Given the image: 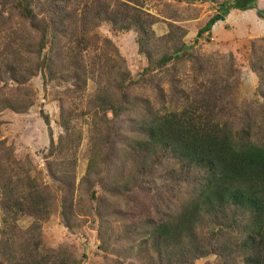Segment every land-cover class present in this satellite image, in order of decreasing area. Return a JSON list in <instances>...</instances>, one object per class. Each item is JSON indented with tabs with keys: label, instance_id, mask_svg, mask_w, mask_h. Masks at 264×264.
I'll list each match as a JSON object with an SVG mask.
<instances>
[{
	"label": "trees",
	"instance_id": "obj_1",
	"mask_svg": "<svg viewBox=\"0 0 264 264\" xmlns=\"http://www.w3.org/2000/svg\"><path fill=\"white\" fill-rule=\"evenodd\" d=\"M172 1L193 4L215 0ZM143 5L144 0H118L113 5L112 0L109 4L101 0H44L38 5L35 0H0V6H8L38 33L36 66L13 64L0 51V81L26 85L41 75L45 82L73 80L76 87L85 90L89 79L95 77L86 60L94 44L95 36L91 32L109 24L115 33L134 34L139 54L148 61L141 78L133 81L125 73L120 80H109L107 87L101 86L96 95L100 112L94 117H104L103 126L109 124L107 113L116 121L129 114L137 135L125 144L123 169L133 170L126 182L122 183L123 176L113 181L109 176L100 177L98 152L92 154L83 179L87 195L95 203L93 216L98 221L99 251L105 255L125 252L129 259L144 264L154 257L161 263L168 254L184 246L188 258L194 262L215 257L221 264H264V257L260 256L261 250L264 251V66L252 70L258 81L255 96L261 103L259 124H250L242 117L246 103L237 102L241 81L235 85L223 81V89L213 93L204 84L199 90V100L185 96L180 110L160 113L151 109L148 101L126 94L123 101L127 107H121L109 94L108 87L128 92L140 84L148 86L149 81H160L161 73L174 85L169 67L186 60L194 62L183 41L188 31L170 25L169 33L157 39L153 30L157 20L144 11ZM256 5L257 0H225L199 37L225 21L232 10L255 9ZM34 8L40 9L42 18L34 13ZM158 42L167 44L166 52L160 56L155 53ZM62 45L64 49L59 52ZM15 55V61L21 63V52L17 50ZM98 80L104 82L99 76ZM27 97L11 100L0 94V115L4 111L28 113L34 102ZM215 100L220 104L219 112L213 107ZM138 102L142 111L137 108ZM233 112L240 113L238 121L223 120L225 113L232 116ZM84 115L89 113L72 106L61 108L63 135L56 141L50 119L42 113L50 136L48 156L53 159L49 169L55 179H60L57 181L62 190L74 186L73 173L81 141L75 126ZM1 136L0 130V139ZM14 153L5 140H0V207H15L34 223L25 234L15 227L5 232L0 230V264H83L85 253L78 259L67 250L41 249L36 241L39 223L50 218L52 204L33 178L31 162L18 159ZM63 155L70 157L66 164L56 161ZM159 169H166L167 175L160 181L171 195L173 208L157 213L156 218L124 222L121 217L125 213L113 208L110 199L132 193L146 180L155 184ZM98 186L101 196L95 190ZM72 203V200L63 201L68 229L74 220ZM114 216H117L115 221ZM118 219L122 222L115 223Z\"/></svg>",
	"mask_w": 264,
	"mask_h": 264
},
{
	"label": "rangeland",
	"instance_id": "obj_2",
	"mask_svg": "<svg viewBox=\"0 0 264 264\" xmlns=\"http://www.w3.org/2000/svg\"><path fill=\"white\" fill-rule=\"evenodd\" d=\"M35 1L38 5L44 0ZM117 1L112 0V5ZM224 1L180 4L172 0H144V11L157 20L153 27L157 39L161 40L169 33L170 25L188 31L183 41L187 45L185 51L193 55L194 62L186 60L180 65L172 64L169 67L175 79L174 85L168 81L170 78L165 73H161L160 81L159 79L149 81L148 86L140 84L128 92L123 93L117 87H108L111 97L117 99L121 107H127L123 101V94L137 97L148 101L151 109L163 113L172 109L180 110L185 96L191 100H199V90L204 84L205 89L207 87L213 93L223 89L225 84L223 81H229L230 85L241 81L237 102L238 105L246 103L242 117L250 124H259L262 120L261 103L260 98L255 96L258 81L252 70L264 66V0H257L255 9L232 10L225 21L217 23L211 32L199 37L201 30L218 13L219 6ZM101 2L109 4V0ZM40 12L39 8H34V13L42 18ZM37 35L33 25L21 19L8 6L4 8L0 6V51L5 54L8 61L16 65L22 64V67L26 68L35 67L38 62ZM90 35L95 38L86 60L95 77L94 80L89 79L85 90L76 87L73 80L45 82L41 75L29 80L26 85H18L6 79L0 81V94L11 100L27 95V99L34 102V106L30 107L26 114L4 111L0 115L2 132L0 140H5L15 152V157L31 162L33 178L37 180L52 204L50 218L39 223L35 235L41 249L67 250L78 259L85 253L86 259L83 264H138L135 259H129L125 252L121 255L117 253L105 255L99 251L98 221L93 216L95 203L87 195L83 179L94 152H98L100 156V177L109 176L113 181L116 177L123 176L121 181L124 183L128 179L127 176L132 173L131 169H123L126 160L124 151L127 149L125 144L128 140L137 137L136 127L131 122L129 114L116 121L113 120L111 113H107L110 118L109 124L103 126L104 117H94L100 112L97 108L96 95L101 86L107 87L109 80H120L125 73H129L133 81H138L141 78L140 74L148 66V61L145 56L139 54L136 36L132 33H115L109 24H103ZM166 47V42H158L156 55L160 56L166 52ZM63 49L62 45L58 51L62 52ZM17 50L21 52V63L15 61ZM154 75H157V72ZM98 76L104 82H100ZM201 92H204V89H201ZM139 104L140 102L137 103V108L142 111L143 107ZM69 106L89 115H84L75 126L81 134V141L73 173L74 186L63 191L61 183L57 181L60 179H55L49 169L53 159L48 156L50 136L42 113L49 117L54 138L58 141L63 135L60 127L61 108ZM213 107L219 112L220 104L217 100L214 101ZM239 115L240 113L235 112L232 116L225 113L223 120L229 123L236 122ZM68 159L69 155H63L56 161L66 164ZM165 171L166 169L157 171L155 184H149L146 180L132 193L110 199L113 208L125 213V216L121 217L124 222L129 220L138 223L146 217L156 218L157 213H164L169 207L173 208L170 205L171 195L168 194L165 184L160 181V178L167 175ZM95 190L98 196L102 195L100 186L97 189L95 187ZM64 199L73 201L71 216L74 220L70 222L71 229H68L69 224L66 221ZM116 217H113V221ZM118 220L115 223L122 222V219ZM33 223L32 219L22 216L15 207H0L1 231H9L15 227L25 234L33 227ZM260 253V256L264 257V251L261 250ZM167 256L161 263L154 257L144 264H221L215 257L194 262L188 258L184 246L178 247Z\"/></svg>",
	"mask_w": 264,
	"mask_h": 264
}]
</instances>
